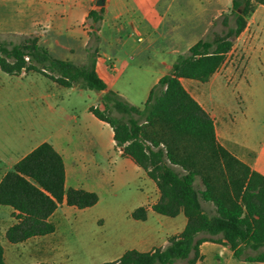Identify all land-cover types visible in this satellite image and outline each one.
<instances>
[{
  "label": "crops",
  "instance_id": "0c3cea01",
  "mask_svg": "<svg viewBox=\"0 0 264 264\" xmlns=\"http://www.w3.org/2000/svg\"><path fill=\"white\" fill-rule=\"evenodd\" d=\"M95 1L0 0V34H36L54 57L82 64L90 39L87 16L97 7ZM232 2L106 0L96 64L99 76L127 101L142 106L154 85L169 71L172 60L207 36L218 25L214 21L230 11ZM233 53L239 57L241 68L247 69L243 79H251L252 68L264 67L263 4H257L248 17L247 27L235 39L227 57ZM1 71L11 77L42 81L25 98L36 102L33 110L14 112L8 98H0V181L23 156L49 142L63 156L65 187L99 195L95 205L85 208L64 200L50 216L56 226L54 232L18 243L10 242L6 235L17 222L15 209L0 204V241L7 264H102L118 261L131 249L147 252L163 248L172 236L184 231L188 223L185 213L169 216L153 209L161 196L157 183L117 145L113 127L90 111L91 106L103 109V91L90 101L92 89L87 87L63 86L37 71L10 74L0 67ZM210 80L182 78L188 91L213 116L220 143L264 174V143L255 142L250 128L242 127L245 117L225 114L227 109L215 98ZM69 108L74 114H67L62 123L59 114H66ZM247 111L246 106L241 115L246 116ZM83 112L85 120L77 121L78 113ZM11 117L19 119L21 128L13 137L9 131ZM72 119L77 125L67 130L66 121ZM251 151L258 154L255 162L251 161ZM141 206L148 210L145 220L131 216ZM200 254L196 264H264L237 257L225 242L204 241Z\"/></svg>",
  "mask_w": 264,
  "mask_h": 264
},
{
  "label": "trees",
  "instance_id": "16d2710c",
  "mask_svg": "<svg viewBox=\"0 0 264 264\" xmlns=\"http://www.w3.org/2000/svg\"><path fill=\"white\" fill-rule=\"evenodd\" d=\"M257 4L264 5V0H233L230 11L214 21L226 27L224 33L202 37L174 58L142 107L110 89L96 70L106 5L91 9L87 16L90 39L82 64L54 57L36 34H7L8 40L0 34L4 71H37L63 86L84 82V87L103 91L104 108L91 106L90 111L113 127L117 145L157 183L161 196L153 209L169 216L184 212L188 218L184 231L172 236L165 247L147 252L131 249L118 261L102 264H196L201 258L200 245L207 240L229 244L237 257L247 261H264V255L243 253L246 245L264 246V174L220 143L213 116L182 82V78L211 79ZM147 140L157 149L147 145ZM65 179L63 156L49 142L32 149L3 175L0 204L12 206L17 220L6 233L10 242L54 232L50 216L64 200L78 208L99 201L95 191L66 188ZM202 201L212 202L216 213ZM131 216L145 220L148 210L138 207ZM0 264H7L1 241Z\"/></svg>",
  "mask_w": 264,
  "mask_h": 264
},
{
  "label": "rangeland",
  "instance_id": "374dc122",
  "mask_svg": "<svg viewBox=\"0 0 264 264\" xmlns=\"http://www.w3.org/2000/svg\"><path fill=\"white\" fill-rule=\"evenodd\" d=\"M225 30L226 27L223 26L221 22H219L216 27H213V29H211L207 36L211 39L213 38L215 33L221 34L224 33ZM1 38L8 40L9 37L5 35ZM240 65L241 61L239 60V57L235 56L234 53L228 55L227 60L225 61L223 66L215 73V75L210 80L213 84V87L215 86V98L219 101V103H221L223 107H226V115H229L230 113L233 118L245 117V119L243 118L244 123L242 127L250 128V132L252 134L251 138L255 142L264 143V67L256 66L252 68L253 75L251 79H243L242 75L245 74V71L247 72V69H242ZM40 81H42V79H21L17 76L11 77L5 72L1 71L0 98H8L10 104L9 107L14 112H17L18 110H22L24 108L33 110L36 107V102L26 101L25 98L34 92L35 87L41 83ZM193 83H198L199 85H201L199 82ZM84 84V82H81L79 86H85ZM86 92H88V90H86ZM208 92L205 96L207 97V99L209 97ZM89 93L90 97H88V100H96L98 91L91 90L89 91ZM246 106L248 109L247 115L242 116L241 114ZM67 114L73 115L74 112H72L69 108V112H66V114L60 113L59 121L62 120V123L65 122L63 120L65 119L64 117H66ZM78 114L80 116V119L77 121H84L85 112ZM113 115L121 116V114H118L116 112H113ZM126 117L127 116H125V118ZM66 122L67 130H72L77 125V122L74 119L68 120ZM9 125L10 136L13 137L15 135H18L21 130L19 126V119L16 117H11ZM146 144L155 150L157 149L150 140H147ZM161 147H164L163 144H161ZM261 157V164L264 165V153ZM250 158L252 162L257 161V152L251 151ZM199 185L201 186V184ZM202 203L207 209H210L213 214L216 213V206L212 202L202 201ZM243 253L244 255L254 257L264 255V246L254 249L250 245H246L244 247ZM25 264H28V262L25 261ZM178 264H185V261L178 262Z\"/></svg>",
  "mask_w": 264,
  "mask_h": 264
},
{
  "label": "water",
  "instance_id": "95a60500",
  "mask_svg": "<svg viewBox=\"0 0 264 264\" xmlns=\"http://www.w3.org/2000/svg\"><path fill=\"white\" fill-rule=\"evenodd\" d=\"M95 3L97 6H103V5H105L106 0H96Z\"/></svg>",
  "mask_w": 264,
  "mask_h": 264
},
{
  "label": "built area",
  "instance_id": "2783aa9c",
  "mask_svg": "<svg viewBox=\"0 0 264 264\" xmlns=\"http://www.w3.org/2000/svg\"><path fill=\"white\" fill-rule=\"evenodd\" d=\"M26 59H27V60H29V57H28V56H26ZM120 147H122V146H120Z\"/></svg>",
  "mask_w": 264,
  "mask_h": 264
}]
</instances>
